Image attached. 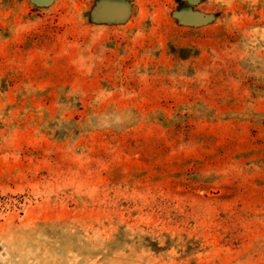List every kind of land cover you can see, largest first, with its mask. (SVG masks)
<instances>
[{
  "label": "rangeland",
  "instance_id": "obj_1",
  "mask_svg": "<svg viewBox=\"0 0 264 264\" xmlns=\"http://www.w3.org/2000/svg\"><path fill=\"white\" fill-rule=\"evenodd\" d=\"M0 264H264V0H0Z\"/></svg>",
  "mask_w": 264,
  "mask_h": 264
},
{
  "label": "water",
  "instance_id": "obj_2",
  "mask_svg": "<svg viewBox=\"0 0 264 264\" xmlns=\"http://www.w3.org/2000/svg\"><path fill=\"white\" fill-rule=\"evenodd\" d=\"M182 17L184 22L191 26H198L204 24L207 21V16L199 11L186 12Z\"/></svg>",
  "mask_w": 264,
  "mask_h": 264
}]
</instances>
